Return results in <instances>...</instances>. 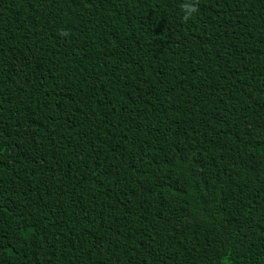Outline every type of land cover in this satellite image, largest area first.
<instances>
[{"label":"trees","instance_id":"16d2710c","mask_svg":"<svg viewBox=\"0 0 264 264\" xmlns=\"http://www.w3.org/2000/svg\"><path fill=\"white\" fill-rule=\"evenodd\" d=\"M0 264H264V0H0Z\"/></svg>","mask_w":264,"mask_h":264},{"label":"clouds","instance_id":"9594fccd","mask_svg":"<svg viewBox=\"0 0 264 264\" xmlns=\"http://www.w3.org/2000/svg\"><path fill=\"white\" fill-rule=\"evenodd\" d=\"M183 12H184L185 19H187L188 17L192 16L196 12V8L192 4L185 3L183 5Z\"/></svg>","mask_w":264,"mask_h":264}]
</instances>
